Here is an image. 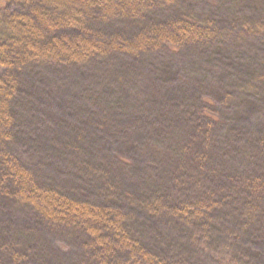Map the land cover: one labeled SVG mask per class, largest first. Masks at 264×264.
I'll use <instances>...</instances> for the list:
<instances>
[{
  "label": "trees",
  "instance_id": "16d2710c",
  "mask_svg": "<svg viewBox=\"0 0 264 264\" xmlns=\"http://www.w3.org/2000/svg\"><path fill=\"white\" fill-rule=\"evenodd\" d=\"M0 264H264V0H0Z\"/></svg>",
  "mask_w": 264,
  "mask_h": 264
}]
</instances>
